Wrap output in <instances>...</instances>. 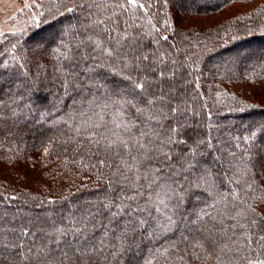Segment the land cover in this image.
<instances>
[{"label":"trees","instance_id":"obj_1","mask_svg":"<svg viewBox=\"0 0 264 264\" xmlns=\"http://www.w3.org/2000/svg\"><path fill=\"white\" fill-rule=\"evenodd\" d=\"M185 1L197 2L186 7ZM138 2L145 8L125 11L117 6L123 0H42L23 28L2 35L0 264H80L73 248L99 246L105 225L118 230L101 202L115 198L109 181L121 157L129 156L123 149L115 156L93 140L113 137L118 119L113 102L122 97L142 106L153 99L154 110L166 114L165 129L177 120L184 126L181 135L188 144L174 146V154L210 138L213 148L205 160L212 175L198 186L191 178L169 181L175 188L172 203L178 202L173 221L161 227L163 216L149 220L119 260L109 256L115 239L109 230L108 247L87 264H145L148 259L155 264H248L246 257L256 253L264 258L256 244L244 247L246 232L233 227V217L247 214L249 205L257 215L248 218L264 226V175L255 174L264 172V0ZM242 7L248 9L234 10ZM101 19L109 31L128 28L137 37L135 50L148 55L156 70L132 71L98 50L93 53L89 37L113 46L96 23ZM84 50L87 62L80 58ZM89 65L97 66L90 70ZM144 77L150 84L137 94L133 80ZM172 107L178 109L175 117ZM122 115L125 121L143 119L130 106ZM245 148L258 157L257 167L246 174ZM89 209L99 214L84 233L59 236L57 227L67 230L72 220L79 225ZM204 213L211 215L201 220ZM224 245L228 248L221 253Z\"/></svg>","mask_w":264,"mask_h":264},{"label":"snow or ice","instance_id":"obj_2","mask_svg":"<svg viewBox=\"0 0 264 264\" xmlns=\"http://www.w3.org/2000/svg\"><path fill=\"white\" fill-rule=\"evenodd\" d=\"M117 6L124 7L125 11L128 10V6L132 8L138 7L139 9L145 8V5L142 2H138V0H123V3ZM96 23L107 33V38L112 42L113 46L105 44L103 39L93 40L92 37H89L93 53H96L98 50L104 54L107 60L119 62L123 68L132 71L140 70L147 72L149 70H156L152 67L153 62L150 61L148 55H141L135 50L134 41L137 37H133L128 28H125L122 33H115V30L109 31L106 28L104 20H98ZM156 31L159 32V29L157 28ZM161 39L166 41L168 37L162 36ZM65 58L67 59V56ZM80 58L87 62L90 58L89 53L86 50L81 51ZM91 59L95 60L96 55H92ZM142 61L149 63L146 67H142ZM96 66L89 65V68L90 70H94ZM157 74L160 78L164 77L163 71ZM67 75L71 76L72 73L68 72ZM128 79L132 80L133 78L129 75ZM149 84L150 81H148L147 77L133 80L137 94L145 92ZM86 86L92 87L91 84ZM155 103V100L146 98V106H142V104L136 103L134 99L120 98L113 102V108L118 117V119L113 121L115 129L113 137L109 139L105 136L103 141L99 138L93 140L92 136L88 137L98 147L112 152L115 156H120L119 149H123L129 156L127 160L121 157V165L116 169L117 174H115V179L109 181V191L115 192V198L101 202L103 210L108 213V219L112 224L118 226L117 230L116 227L105 225L104 233V239L108 238L109 230L115 234V239L111 242L112 247L109 251V256L117 260L131 246V238L141 228L148 226L149 220H153L155 223L156 220H159L160 216H163L164 223L161 224V227L173 221L171 213L177 208L178 202L176 204L172 203L175 188L169 186V181L175 184L179 180L187 182L191 178L192 183L198 186L200 183L206 182L212 175L210 165H207V161L205 160L206 154L212 152L213 145L211 139L196 141L194 146L187 148V152L180 151L174 154V146L188 144V141L181 135V129L184 126L179 124L177 120V122L165 129L162 120L165 119L166 114L155 111ZM126 106L134 108L138 116L143 118L140 123L131 120L125 121L122 111ZM107 107V104L103 106L104 109H107ZM170 111L172 117H175L178 109L172 107ZM100 119L103 120V116ZM103 126L102 124L95 125L98 128ZM134 129L135 131H133ZM255 136L256 132H252L251 137L254 138ZM249 139L250 137L248 136L244 137L246 144ZM236 146L237 148L240 147L239 144ZM231 155L235 156V153H231ZM244 157L243 162L246 174L248 170L257 167L258 157L251 154L250 148H245ZM213 159L219 162L220 158L214 156ZM100 164L103 167L105 165L104 160H101ZM109 167L112 166L109 165ZM166 168L167 171L165 170ZM255 174L264 175V172H256ZM114 185L115 187H113ZM179 187L183 188V185H179ZM248 188L252 189L253 185L249 183ZM154 213L159 214L155 219H153ZM98 214V211L86 210L85 214L80 218L79 225L75 220H72L70 222L71 226L67 230L63 227H57L56 232L59 233V236L63 237H67L69 232L75 233L79 237L87 230L89 222L93 221ZM204 215L210 216L211 214L204 213L200 217L201 220H203ZM249 215L253 217L257 215L254 207L251 205L248 206L247 214L245 212H238L233 217L234 220H237V223L233 227H239L242 231L246 232L244 247L256 244L261 251H264V226L260 224L259 219H249ZM28 234L27 230L23 233L25 236ZM59 236L57 237V243L61 242ZM84 239L87 240L88 237ZM104 239L99 242V246L94 245L91 248H87L81 245L80 247L73 248L74 260L80 262V264H87V261L93 260L97 253L102 255L105 248L108 247L104 243ZM195 246L202 248L203 244L196 241ZM227 248L228 246L224 245V247L220 248V252L224 253ZM64 255L67 257L68 252L65 251ZM246 259L248 260V264H264V258H261L259 253H256L254 257H246ZM61 264H63V260ZM119 264H123V261H119ZM145 264H155V261L148 259L145 261Z\"/></svg>","mask_w":264,"mask_h":264},{"label":"rangeland","instance_id":"obj_3","mask_svg":"<svg viewBox=\"0 0 264 264\" xmlns=\"http://www.w3.org/2000/svg\"><path fill=\"white\" fill-rule=\"evenodd\" d=\"M41 1L42 0H0V40L5 32L23 28L27 21L35 15L36 9ZM196 2L197 1H185L183 2V6L189 7ZM246 9L248 8L242 7L234 10L243 11ZM230 11H232V9H227V12Z\"/></svg>","mask_w":264,"mask_h":264}]
</instances>
